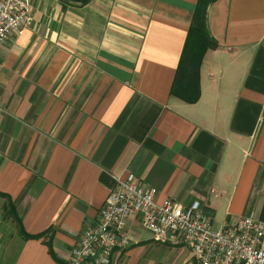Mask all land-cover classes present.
I'll return each instance as SVG.
<instances>
[{
    "label": "crops",
    "instance_id": "crops-1",
    "mask_svg": "<svg viewBox=\"0 0 264 264\" xmlns=\"http://www.w3.org/2000/svg\"><path fill=\"white\" fill-rule=\"evenodd\" d=\"M27 1L0 44V211L20 219L0 264H67L128 173L218 229L264 222V0L210 4L200 64L198 0ZM127 232L113 264H197L137 216Z\"/></svg>",
    "mask_w": 264,
    "mask_h": 264
},
{
    "label": "built area",
    "instance_id": "built-area-1",
    "mask_svg": "<svg viewBox=\"0 0 264 264\" xmlns=\"http://www.w3.org/2000/svg\"><path fill=\"white\" fill-rule=\"evenodd\" d=\"M31 20L27 0H0V44ZM0 101V109H1ZM134 173L117 177L97 219L82 231L67 264H113L116 250L128 246L130 217L160 242L184 244L197 264H264V222L253 215L216 230L200 201L188 207L166 199Z\"/></svg>",
    "mask_w": 264,
    "mask_h": 264
},
{
    "label": "trees",
    "instance_id": "trees-1",
    "mask_svg": "<svg viewBox=\"0 0 264 264\" xmlns=\"http://www.w3.org/2000/svg\"><path fill=\"white\" fill-rule=\"evenodd\" d=\"M85 5L91 0H73ZM215 0H198V5L195 12L194 21L190 27L189 34L187 37L186 45L184 48L183 56L193 58L200 64L202 57L206 50L211 47L217 46V42L210 36L207 27V15L208 7ZM198 97V96H197ZM196 97V98H197ZM15 219L20 223V219L16 212H12ZM22 232V230H21ZM23 234L26 237H31L26 231L23 230Z\"/></svg>",
    "mask_w": 264,
    "mask_h": 264
},
{
    "label": "rangeland",
    "instance_id": "rangeland-1",
    "mask_svg": "<svg viewBox=\"0 0 264 264\" xmlns=\"http://www.w3.org/2000/svg\"><path fill=\"white\" fill-rule=\"evenodd\" d=\"M9 213L10 209L8 207L5 211H0V247L3 245L4 237L12 232L16 226L14 217ZM214 229L218 230V227L215 226Z\"/></svg>",
    "mask_w": 264,
    "mask_h": 264
}]
</instances>
